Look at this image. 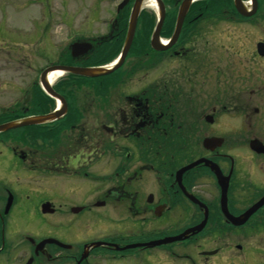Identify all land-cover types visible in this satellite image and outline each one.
I'll use <instances>...</instances> for the list:
<instances>
[{
	"label": "flooded vegetation",
	"instance_id": "obj_1",
	"mask_svg": "<svg viewBox=\"0 0 264 264\" xmlns=\"http://www.w3.org/2000/svg\"><path fill=\"white\" fill-rule=\"evenodd\" d=\"M147 1L107 75L61 69L118 60L136 0L54 54L31 32L0 106L32 122L0 132V264H264V0H159L157 34Z\"/></svg>",
	"mask_w": 264,
	"mask_h": 264
},
{
	"label": "rangeland",
	"instance_id": "obj_2",
	"mask_svg": "<svg viewBox=\"0 0 264 264\" xmlns=\"http://www.w3.org/2000/svg\"><path fill=\"white\" fill-rule=\"evenodd\" d=\"M115 4L114 0H0V106L11 101L16 89L27 86L31 32L45 42L37 50L54 54L73 31L103 27ZM36 218L39 223V214Z\"/></svg>",
	"mask_w": 264,
	"mask_h": 264
},
{
	"label": "water",
	"instance_id": "obj_3",
	"mask_svg": "<svg viewBox=\"0 0 264 264\" xmlns=\"http://www.w3.org/2000/svg\"><path fill=\"white\" fill-rule=\"evenodd\" d=\"M155 1V5L157 6L156 9H158L160 11V20L156 26V30L154 32V34H157L159 31V26H161L162 23V19H163V7L162 4L160 3L159 0H154ZM142 3V0H136L133 9H132V13H131V17H130V22H129V31H128V36H127V40L125 41L124 47L121 51V55L119 57L118 60H116L115 62H113V64L107 66V67H90V68H63L61 69L62 71H67V73H73L79 76H84V77H97V76H102V75H107L112 73L114 70H116L122 63V59H124L126 53L128 52L129 46H130V37L133 33V29L135 27V22L138 16V13L140 11V5ZM126 4V2L124 1L119 7L122 8L124 5ZM188 8V5H183L180 9V15H179V21L181 20V18L184 16L186 10ZM179 23L177 25V29H176V33L179 30ZM88 49V46L85 45H79V44H74L71 46V50H72V54L73 56L78 55L79 53H83L86 52ZM44 88L46 89V91H49V87L48 85L44 84ZM39 122V121H38ZM32 124V122L30 120H26L23 121L22 123H7L4 125H0V132H4V131H8L15 129L19 126H24V125H30ZM188 169V168H187ZM47 209V205L43 206V212H46ZM41 246L44 245V242L40 244Z\"/></svg>",
	"mask_w": 264,
	"mask_h": 264
},
{
	"label": "bare ground",
	"instance_id": "obj_4",
	"mask_svg": "<svg viewBox=\"0 0 264 264\" xmlns=\"http://www.w3.org/2000/svg\"><path fill=\"white\" fill-rule=\"evenodd\" d=\"M146 7L150 8L151 10H155L156 6L154 4V2L152 0H148L146 3H145ZM61 73L60 72H53L51 73L49 76H48V81L49 82H53L54 78L57 77V76H60Z\"/></svg>",
	"mask_w": 264,
	"mask_h": 264
}]
</instances>
